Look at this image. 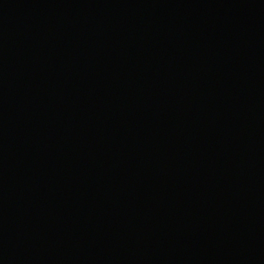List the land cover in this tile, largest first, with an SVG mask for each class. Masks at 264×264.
<instances>
[{
    "label": "water",
    "instance_id": "obj_1",
    "mask_svg": "<svg viewBox=\"0 0 264 264\" xmlns=\"http://www.w3.org/2000/svg\"><path fill=\"white\" fill-rule=\"evenodd\" d=\"M0 264H264V0H0Z\"/></svg>",
    "mask_w": 264,
    "mask_h": 264
}]
</instances>
